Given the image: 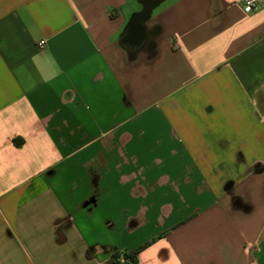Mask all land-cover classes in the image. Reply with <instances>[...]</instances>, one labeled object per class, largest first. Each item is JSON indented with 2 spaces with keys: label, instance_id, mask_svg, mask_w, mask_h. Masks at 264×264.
<instances>
[{
  "label": "crops",
  "instance_id": "crops-1",
  "mask_svg": "<svg viewBox=\"0 0 264 264\" xmlns=\"http://www.w3.org/2000/svg\"><path fill=\"white\" fill-rule=\"evenodd\" d=\"M142 7L0 0V264H264V0Z\"/></svg>",
  "mask_w": 264,
  "mask_h": 264
},
{
  "label": "water",
  "instance_id": "water-1",
  "mask_svg": "<svg viewBox=\"0 0 264 264\" xmlns=\"http://www.w3.org/2000/svg\"><path fill=\"white\" fill-rule=\"evenodd\" d=\"M143 7L138 13L132 14L123 28L118 44L125 51L127 60L132 62L138 55L144 54L147 59L157 55V38L161 34L158 25L150 26L148 19L151 11L161 0H139Z\"/></svg>",
  "mask_w": 264,
  "mask_h": 264
},
{
  "label": "trees",
  "instance_id": "trees-1",
  "mask_svg": "<svg viewBox=\"0 0 264 264\" xmlns=\"http://www.w3.org/2000/svg\"><path fill=\"white\" fill-rule=\"evenodd\" d=\"M159 237L153 238L131 250H118L113 252L107 261L103 264H138L139 253L149 246L151 243L156 241Z\"/></svg>",
  "mask_w": 264,
  "mask_h": 264
},
{
  "label": "built area",
  "instance_id": "built-area-1",
  "mask_svg": "<svg viewBox=\"0 0 264 264\" xmlns=\"http://www.w3.org/2000/svg\"><path fill=\"white\" fill-rule=\"evenodd\" d=\"M242 8L245 13H251L258 4V0H241ZM44 46V42L40 41L37 44L38 48H42Z\"/></svg>",
  "mask_w": 264,
  "mask_h": 264
},
{
  "label": "rangeland",
  "instance_id": "rangeland-1",
  "mask_svg": "<svg viewBox=\"0 0 264 264\" xmlns=\"http://www.w3.org/2000/svg\"><path fill=\"white\" fill-rule=\"evenodd\" d=\"M262 103L264 104V101Z\"/></svg>",
  "mask_w": 264,
  "mask_h": 264
}]
</instances>
